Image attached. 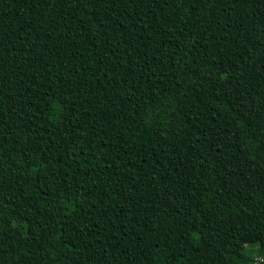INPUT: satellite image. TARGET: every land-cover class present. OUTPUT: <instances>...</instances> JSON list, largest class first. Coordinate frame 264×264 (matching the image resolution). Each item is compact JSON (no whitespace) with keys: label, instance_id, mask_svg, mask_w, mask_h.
I'll list each match as a JSON object with an SVG mask.
<instances>
[{"label":"trees","instance_id":"trees-1","mask_svg":"<svg viewBox=\"0 0 264 264\" xmlns=\"http://www.w3.org/2000/svg\"><path fill=\"white\" fill-rule=\"evenodd\" d=\"M0 264H264V0H0Z\"/></svg>","mask_w":264,"mask_h":264}]
</instances>
